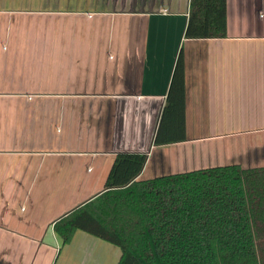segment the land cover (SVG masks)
Returning <instances> with one entry per match:
<instances>
[{"label":"crops","instance_id":"obj_1","mask_svg":"<svg viewBox=\"0 0 264 264\" xmlns=\"http://www.w3.org/2000/svg\"><path fill=\"white\" fill-rule=\"evenodd\" d=\"M189 6L0 0V240L38 244L35 260L57 250L43 243L60 244L54 222L104 190L121 151L147 152L140 179L264 165V0H227L220 38L185 37ZM180 54L187 138L156 145ZM69 244L62 264L121 257L81 229ZM0 264L17 262L2 254Z\"/></svg>","mask_w":264,"mask_h":264},{"label":"trees","instance_id":"obj_2","mask_svg":"<svg viewBox=\"0 0 264 264\" xmlns=\"http://www.w3.org/2000/svg\"><path fill=\"white\" fill-rule=\"evenodd\" d=\"M227 36V0H190L186 38ZM179 55L155 144L186 140ZM147 152L115 156L104 190L54 222L121 249L118 264H264V165L229 163L138 178Z\"/></svg>","mask_w":264,"mask_h":264},{"label":"rangeland","instance_id":"obj_3","mask_svg":"<svg viewBox=\"0 0 264 264\" xmlns=\"http://www.w3.org/2000/svg\"><path fill=\"white\" fill-rule=\"evenodd\" d=\"M107 176V175H106ZM44 244L53 245L54 247H58L57 250H52L50 247L44 246L39 252L37 260H35V256L38 252V244L30 243V242H16V240L12 239H1L0 240V255H4L5 257L12 259L14 262L16 261L19 264L17 258L19 257L20 251L24 250V261L22 264H43L39 262V259H51L50 264H62L64 262H68V256L66 255L70 252V244H63L60 241V244L57 245V237L55 235H47L43 241ZM113 244V243H112ZM115 245V244H113ZM62 247V248H60ZM27 253V254H26ZM21 258H19L20 260ZM47 264V261L45 262Z\"/></svg>","mask_w":264,"mask_h":264},{"label":"built area","instance_id":"obj_4","mask_svg":"<svg viewBox=\"0 0 264 264\" xmlns=\"http://www.w3.org/2000/svg\"><path fill=\"white\" fill-rule=\"evenodd\" d=\"M163 12H167V10H164Z\"/></svg>","mask_w":264,"mask_h":264}]
</instances>
